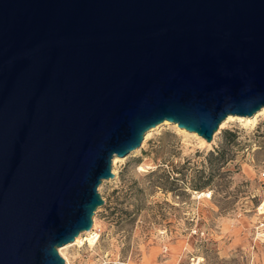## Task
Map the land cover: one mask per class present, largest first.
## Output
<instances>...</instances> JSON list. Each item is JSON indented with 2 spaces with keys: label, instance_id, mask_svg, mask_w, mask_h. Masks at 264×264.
<instances>
[{
  "label": "water",
  "instance_id": "water-1",
  "mask_svg": "<svg viewBox=\"0 0 264 264\" xmlns=\"http://www.w3.org/2000/svg\"><path fill=\"white\" fill-rule=\"evenodd\" d=\"M263 108L264 0H0V264H66L151 129Z\"/></svg>",
  "mask_w": 264,
  "mask_h": 264
},
{
  "label": "rangeland",
  "instance_id": "rangeland-1",
  "mask_svg": "<svg viewBox=\"0 0 264 264\" xmlns=\"http://www.w3.org/2000/svg\"><path fill=\"white\" fill-rule=\"evenodd\" d=\"M249 121L206 143L169 123L149 132L112 162L92 235L59 248L66 264H264V116Z\"/></svg>",
  "mask_w": 264,
  "mask_h": 264
},
{
  "label": "bare ground",
  "instance_id": "bare-ground-1",
  "mask_svg": "<svg viewBox=\"0 0 264 264\" xmlns=\"http://www.w3.org/2000/svg\"><path fill=\"white\" fill-rule=\"evenodd\" d=\"M264 116V108L262 109V110H260L259 112H257L254 116H252V117H243V116H234V115H229L223 122H222V124H221V126H223L226 122H228V121H230V120H232L233 121V119L235 120V119H241V120H250L249 122L251 123H253L254 121L256 122V120H257V118H258V116ZM248 122V123H249ZM169 122H163L162 124H160V125H158L157 127H155V128H153V129H151L149 132H152L153 130H155V129H157V128H159L160 126H162V125H164V124H168ZM170 124V123H169ZM176 127H178V125L177 124H174ZM183 130H185V129H183ZM186 131V130H185ZM148 132V133H149ZM188 132V131H187ZM148 133L146 134V136L148 137L149 135H148ZM190 133H192V134H194V135H196V136H198L199 138H200V140L203 142V143H206V140L202 137V136H200V135H198L197 133H194V132H190ZM147 137H145V138H147ZM119 160V157H115L114 159H113V162H114V164L117 162ZM92 228H91V230H89V231H86L85 233L86 234H91L92 233ZM82 235H83V233H81L80 235H78L77 237H76V239H75V241H73V242H75V243H73V242H71V243H69L66 247H64V248H67V247H69V246H72V245H77L78 243H80V242H82ZM92 235V234H91ZM95 235V234H94ZM94 240H95V237L94 236H91L90 238H89V242L92 244L93 242H94ZM73 243V244H72ZM64 248H62V249H60V253L63 255V256H65L64 255V253H63V249Z\"/></svg>",
  "mask_w": 264,
  "mask_h": 264
},
{
  "label": "trees",
  "instance_id": "trees-1",
  "mask_svg": "<svg viewBox=\"0 0 264 264\" xmlns=\"http://www.w3.org/2000/svg\"><path fill=\"white\" fill-rule=\"evenodd\" d=\"M226 133H228V134H231V132H230V131H226Z\"/></svg>",
  "mask_w": 264,
  "mask_h": 264
}]
</instances>
